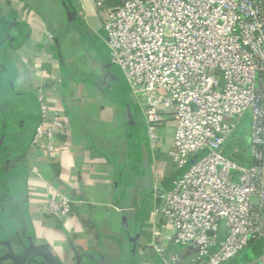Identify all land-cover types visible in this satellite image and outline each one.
<instances>
[{"label": "crops", "instance_id": "crops-1", "mask_svg": "<svg viewBox=\"0 0 264 264\" xmlns=\"http://www.w3.org/2000/svg\"><path fill=\"white\" fill-rule=\"evenodd\" d=\"M72 1L75 11L67 0H0V264H21L10 249L21 258L38 243L55 264H166L146 245L160 222L156 184L170 189L181 177L169 154L175 121L152 141L103 39L106 10L86 0L81 18ZM41 92L68 130L50 157L33 145ZM57 192L73 202L64 218L47 212ZM159 241L179 255L173 264H205L195 247ZM26 264L53 260L39 251Z\"/></svg>", "mask_w": 264, "mask_h": 264}, {"label": "built area", "instance_id": "built-area-1", "mask_svg": "<svg viewBox=\"0 0 264 264\" xmlns=\"http://www.w3.org/2000/svg\"><path fill=\"white\" fill-rule=\"evenodd\" d=\"M106 10L103 39L141 109L150 137L171 116L169 154L178 167L202 153L166 189H154L149 255L166 264L159 241L196 248L205 264H264V251L232 263L254 239L264 237V0H90ZM81 17L87 1L78 0ZM42 90V89H41ZM41 120L33 145L52 156L67 134L42 92ZM250 118V160L227 154L239 121ZM73 202L57 192L48 213L64 218Z\"/></svg>", "mask_w": 264, "mask_h": 264}, {"label": "rangeland", "instance_id": "rangeland-1", "mask_svg": "<svg viewBox=\"0 0 264 264\" xmlns=\"http://www.w3.org/2000/svg\"><path fill=\"white\" fill-rule=\"evenodd\" d=\"M250 139V118L247 115L239 121L238 129L229 143V154L237 161L247 163L250 160ZM260 255L256 253V257Z\"/></svg>", "mask_w": 264, "mask_h": 264}, {"label": "trees", "instance_id": "trees-1", "mask_svg": "<svg viewBox=\"0 0 264 264\" xmlns=\"http://www.w3.org/2000/svg\"><path fill=\"white\" fill-rule=\"evenodd\" d=\"M141 139L142 140H145L146 139V135L145 133H141ZM229 149L230 148H227V154L235 159L234 157H232L230 154H229ZM202 155V153H199L195 156H193L189 161L188 163L183 166V167H179L180 170L178 171V173L176 174V177H180L184 174V172L186 171V169L194 162L196 161L198 158H200V156ZM236 160V159H235ZM171 189V188H170ZM264 251V237H260L258 239H254L250 242V244L246 247V249L241 252L233 261L232 263H240V262H245V261H249L251 259H254L256 258V253H263ZM244 254V255H243ZM243 255V256H242ZM242 256V257H241ZM241 257V259H240Z\"/></svg>", "mask_w": 264, "mask_h": 264}, {"label": "water", "instance_id": "water-1", "mask_svg": "<svg viewBox=\"0 0 264 264\" xmlns=\"http://www.w3.org/2000/svg\"><path fill=\"white\" fill-rule=\"evenodd\" d=\"M72 8L73 11H75V4L73 3L72 0H67ZM78 13H79V10H78ZM79 16L81 17L80 13H79ZM82 18V17H81ZM127 108V113L131 119V125H132V130H133V134H134V139H135V142L137 144L140 143V140H139V129L135 123V121L133 120V117H132V112L129 108V106L126 107ZM125 221V224L127 222L126 219H124ZM39 251H45L46 253H48L50 255V257L52 258L53 260V264H55V257L54 255L51 253V251L49 250V247L45 244H40L38 243L37 245H35L30 251H28L25 255H23L21 258H18L17 255L10 249V253L11 255L13 256L14 259H16V261L20 262L21 264H26V261L27 259L33 255L34 253L36 252H39ZM137 253H136V250H134V256H136Z\"/></svg>", "mask_w": 264, "mask_h": 264}]
</instances>
